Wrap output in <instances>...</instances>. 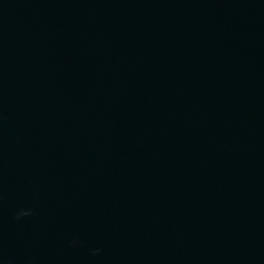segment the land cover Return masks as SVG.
<instances>
[{
	"label": "water",
	"instance_id": "1",
	"mask_svg": "<svg viewBox=\"0 0 264 264\" xmlns=\"http://www.w3.org/2000/svg\"><path fill=\"white\" fill-rule=\"evenodd\" d=\"M0 264H264V0H0Z\"/></svg>",
	"mask_w": 264,
	"mask_h": 264
}]
</instances>
